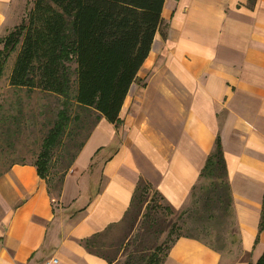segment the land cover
Returning <instances> with one entry per match:
<instances>
[{"label": "crops", "instance_id": "obj_1", "mask_svg": "<svg viewBox=\"0 0 264 264\" xmlns=\"http://www.w3.org/2000/svg\"><path fill=\"white\" fill-rule=\"evenodd\" d=\"M32 5L0 0V49ZM161 18L166 35L155 33L118 121L95 113L57 197L32 162L0 175V264H116L89 252L85 240L122 222L139 180L181 209L217 140L238 238L228 264H255L262 254L264 0H165ZM222 260L180 236L160 264Z\"/></svg>", "mask_w": 264, "mask_h": 264}, {"label": "trees", "instance_id": "obj_2", "mask_svg": "<svg viewBox=\"0 0 264 264\" xmlns=\"http://www.w3.org/2000/svg\"><path fill=\"white\" fill-rule=\"evenodd\" d=\"M164 1L34 0L26 19L17 26L20 30L19 47L9 75V85L65 95L68 81L64 76L62 55L65 49L63 44L66 30L69 29L73 38L72 55L75 64L74 103L115 124L128 89L150 50L155 33L159 32L162 37L166 35L167 24L161 18ZM7 37L2 40L0 67L3 65L2 52ZM67 120V108L60 110L58 121L54 123L42 147L43 151L33 164L39 177L44 180L46 175L43 170L47 163L48 149L56 143L55 139ZM63 175L59 180L55 196H51L59 195ZM203 176H208L211 180L209 189L200 196L204 202L203 207L209 205L211 209H218L222 213H228V210L230 212L231 194L222 148L218 140L208 155L198 180ZM140 187L150 188L143 180L137 182L124 218L130 212ZM47 189L52 194L50 186L47 185ZM164 207L172 212L167 205ZM211 215L209 214L208 217ZM111 228L112 225L84 242L89 252L106 259L109 263L115 262L118 259L117 253L122 251L118 250L110 256L101 249L97 240ZM180 236L201 241L192 235L179 234L165 247L161 258L152 259L154 257L152 253L148 263L160 264L171 244ZM211 248L219 251L217 248ZM255 264H264V250Z\"/></svg>", "mask_w": 264, "mask_h": 264}, {"label": "rangeland", "instance_id": "obj_3", "mask_svg": "<svg viewBox=\"0 0 264 264\" xmlns=\"http://www.w3.org/2000/svg\"><path fill=\"white\" fill-rule=\"evenodd\" d=\"M30 8L22 20L26 19ZM17 26L7 35L0 67V175L13 163L34 164L44 149L46 137L58 121L59 111L67 108L68 120L56 137V143L48 149L43 170L51 195L55 196L59 180L93 126L96 114L77 106L73 100L75 64L69 29L66 30L62 55L64 76L68 81L65 95L9 85V70L19 47L20 30ZM210 181L208 176L201 177L183 207L172 212L164 209V202L151 187H140L124 220L98 238L101 249L110 256L121 250L116 255L119 256L116 264H150L152 253V259L158 260L165 247L181 234L198 237L203 243L217 248L222 261L227 264L237 260V227L232 209L222 213L209 205L203 207L200 196L209 189Z\"/></svg>", "mask_w": 264, "mask_h": 264}, {"label": "built area", "instance_id": "obj_4", "mask_svg": "<svg viewBox=\"0 0 264 264\" xmlns=\"http://www.w3.org/2000/svg\"><path fill=\"white\" fill-rule=\"evenodd\" d=\"M56 262H57V260L55 258H50L47 261H45L44 264H54Z\"/></svg>", "mask_w": 264, "mask_h": 264}]
</instances>
